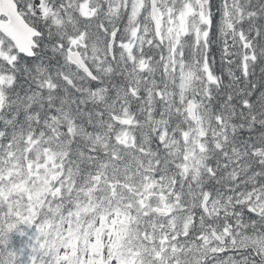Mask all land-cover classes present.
I'll return each mask as SVG.
<instances>
[{
    "label": "snow or ice",
    "instance_id": "snow-or-ice-1",
    "mask_svg": "<svg viewBox=\"0 0 264 264\" xmlns=\"http://www.w3.org/2000/svg\"><path fill=\"white\" fill-rule=\"evenodd\" d=\"M0 264H264V0H0Z\"/></svg>",
    "mask_w": 264,
    "mask_h": 264
}]
</instances>
